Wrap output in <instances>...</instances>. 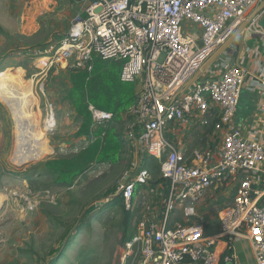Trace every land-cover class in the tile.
I'll use <instances>...</instances> for the list:
<instances>
[{"label": "built area", "instance_id": "1", "mask_svg": "<svg viewBox=\"0 0 264 264\" xmlns=\"http://www.w3.org/2000/svg\"><path fill=\"white\" fill-rule=\"evenodd\" d=\"M85 1L84 15L39 54L50 55L49 68L72 74L90 73L94 60L118 63L119 81L134 86L121 133L134 157L121 187L126 209L133 188L151 180L148 161L156 163L158 179L149 188L153 208L125 241L121 264L136 255L137 264H218L220 257L223 264H240L233 243L242 239L251 242L256 264H264V136L244 134L234 122L242 91L264 95L261 14L239 35L230 67L235 45L179 93L264 0ZM87 111L89 138L114 121L89 103ZM45 113L47 132L53 131L51 104ZM190 133L207 147L189 152ZM226 189L229 206L218 231L207 234L201 205Z\"/></svg>", "mask_w": 264, "mask_h": 264}, {"label": "rangeland", "instance_id": "2", "mask_svg": "<svg viewBox=\"0 0 264 264\" xmlns=\"http://www.w3.org/2000/svg\"><path fill=\"white\" fill-rule=\"evenodd\" d=\"M82 1L0 0V74L12 79L14 90L25 97L26 120L19 124H28L36 137L41 136L47 152L37 161L12 164L14 125L0 98V264H121L124 235L134 233L153 208L149 188L158 179V170L151 161L147 162L151 180L148 186L133 188L130 208L119 200L134 159L121 139L124 115L104 129L120 143L117 156L97 160L95 138L74 136L82 123L67 98L74 74L61 66L49 68L50 55L39 54L67 32L76 14L84 12ZM96 61L101 62L93 64ZM89 81L98 83L99 74H92ZM48 104L56 119L50 132L44 124ZM189 135V152L207 147L205 140ZM50 159L76 162L83 169L71 188L53 186L56 176L42 173L40 165ZM26 175L38 188H30ZM231 194L226 189L203 201L201 225L207 234L218 231ZM248 246L235 244L240 264L255 263ZM132 257L125 264H137L139 255Z\"/></svg>", "mask_w": 264, "mask_h": 264}, {"label": "trees", "instance_id": "3", "mask_svg": "<svg viewBox=\"0 0 264 264\" xmlns=\"http://www.w3.org/2000/svg\"><path fill=\"white\" fill-rule=\"evenodd\" d=\"M119 72V64L104 65L96 61L90 73L81 71L74 73L71 77L72 86L67 98L76 115L82 120L74 135L75 137H88L90 135L91 117L87 111L88 103L101 111L112 113L114 120L123 117V115L125 119H128L126 112L134 104L135 89L133 85L119 81ZM92 74H99L98 83L89 81ZM93 136L95 140L92 144L97 152V160L102 161L117 156L120 143L116 141L115 136L109 130L98 129ZM40 170L45 175L56 176L52 185L58 188H71L83 172V169L76 162L65 159L46 160L40 165ZM26 179L30 188H38L35 187V182L30 179L29 175H26ZM119 196V200L122 201L121 195ZM132 236L133 232L125 234L123 243ZM227 252L225 250L221 256ZM218 264H223L222 257H220Z\"/></svg>", "mask_w": 264, "mask_h": 264}, {"label": "bare ground", "instance_id": "4", "mask_svg": "<svg viewBox=\"0 0 264 264\" xmlns=\"http://www.w3.org/2000/svg\"><path fill=\"white\" fill-rule=\"evenodd\" d=\"M3 77L5 75L0 74V98L11 111L15 135L14 152L10 161L17 165L31 163L32 160L37 161L47 155L41 136L36 137L28 124L27 126L19 124L20 120H26V99L21 94H17L18 90H14L12 79L7 81V78Z\"/></svg>", "mask_w": 264, "mask_h": 264}, {"label": "crops", "instance_id": "5", "mask_svg": "<svg viewBox=\"0 0 264 264\" xmlns=\"http://www.w3.org/2000/svg\"><path fill=\"white\" fill-rule=\"evenodd\" d=\"M82 5L86 7L87 2L83 0ZM83 15L84 12L81 14H76L74 18ZM230 59H232V57H230ZM234 122L237 124V126L242 130L244 134H249L253 132V133H258L261 136H264V95L242 91L239 98L237 111L234 116ZM262 178H264V175H262ZM261 188H264V186H262ZM237 242L248 243L250 253L253 254L252 244L249 240L247 239L236 240L233 243V253L236 257L237 255L235 253V244ZM254 264H256V262Z\"/></svg>", "mask_w": 264, "mask_h": 264}, {"label": "water", "instance_id": "6", "mask_svg": "<svg viewBox=\"0 0 264 264\" xmlns=\"http://www.w3.org/2000/svg\"><path fill=\"white\" fill-rule=\"evenodd\" d=\"M261 14V15H260ZM260 15L258 19V26L264 30V1L255 9L253 14L244 21L234 32V34L230 37V39L219 48V50L216 51L209 59L208 61L200 68V70L185 84L183 89L179 92L180 94L184 92L211 64L218 58L219 55H221L222 52L232 44H235V53L232 55L231 62L228 67L232 65L233 60L236 57V53L239 50V35L241 34L242 30L250 23L252 19H254L256 16Z\"/></svg>", "mask_w": 264, "mask_h": 264}]
</instances>
